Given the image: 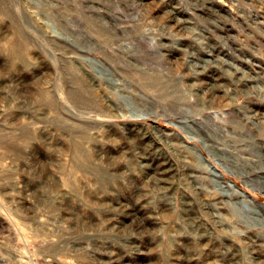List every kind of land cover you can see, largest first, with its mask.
Returning a JSON list of instances; mask_svg holds the SVG:
<instances>
[{"label": "rangeland", "instance_id": "374dc122", "mask_svg": "<svg viewBox=\"0 0 264 264\" xmlns=\"http://www.w3.org/2000/svg\"><path fill=\"white\" fill-rule=\"evenodd\" d=\"M263 178L264 0H0V264H264Z\"/></svg>", "mask_w": 264, "mask_h": 264}, {"label": "bare ground", "instance_id": "6f19581e", "mask_svg": "<svg viewBox=\"0 0 264 264\" xmlns=\"http://www.w3.org/2000/svg\"><path fill=\"white\" fill-rule=\"evenodd\" d=\"M235 72L237 73V70L235 69ZM238 74V73H237ZM241 78V77H240ZM217 86V85H216ZM218 87V86H217ZM97 174L102 178H104L105 177V172H102L101 170H98V172H97ZM218 178H220V177H218ZM263 180H264V178H263Z\"/></svg>", "mask_w": 264, "mask_h": 264}]
</instances>
